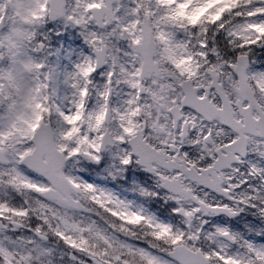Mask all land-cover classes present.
Returning <instances> with one entry per match:
<instances>
[{"label": "snow or ice", "instance_id": "6c2138e0", "mask_svg": "<svg viewBox=\"0 0 264 264\" xmlns=\"http://www.w3.org/2000/svg\"><path fill=\"white\" fill-rule=\"evenodd\" d=\"M0 264H264V0H0Z\"/></svg>", "mask_w": 264, "mask_h": 264}]
</instances>
